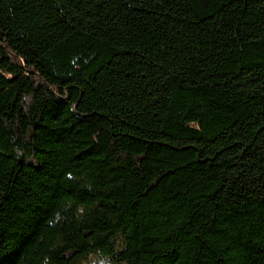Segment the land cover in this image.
Returning <instances> with one entry per match:
<instances>
[{"label":"trees","instance_id":"trees-1","mask_svg":"<svg viewBox=\"0 0 264 264\" xmlns=\"http://www.w3.org/2000/svg\"><path fill=\"white\" fill-rule=\"evenodd\" d=\"M0 264H264V0H0Z\"/></svg>","mask_w":264,"mask_h":264}]
</instances>
